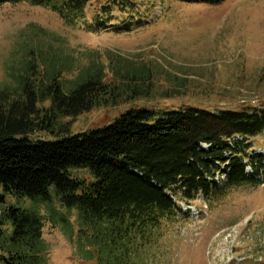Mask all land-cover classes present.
I'll list each match as a JSON object with an SVG mask.
<instances>
[{"label":"trees","instance_id":"trees-1","mask_svg":"<svg viewBox=\"0 0 264 264\" xmlns=\"http://www.w3.org/2000/svg\"><path fill=\"white\" fill-rule=\"evenodd\" d=\"M90 1L0 0V6L50 8L72 25ZM118 5L134 2L106 0L91 28L131 31L146 22L109 23ZM29 48L34 53L39 45ZM68 60L40 50L0 87V264H47L44 217L12 198L56 199L76 209L79 242L96 249L98 264H137L183 202L209 204L232 188L264 185V154L253 143L264 134V107H132L107 125L71 133L60 120L150 96L155 71L123 58H111L108 67L93 59L65 90L62 75L73 68ZM38 132L50 138L35 137ZM82 170L88 175L77 174ZM85 253L95 259L94 250Z\"/></svg>","mask_w":264,"mask_h":264},{"label":"rangeland","instance_id":"rangeland-1","mask_svg":"<svg viewBox=\"0 0 264 264\" xmlns=\"http://www.w3.org/2000/svg\"><path fill=\"white\" fill-rule=\"evenodd\" d=\"M105 1H90L72 25L50 8L26 2L0 6V87L12 82L27 58L51 48L73 65L62 75L65 90L93 59L108 67L111 58H123L155 71L150 96L60 120L58 126L68 124L71 133L107 125L132 107H264V0H130L134 5L112 10L109 23L146 22L121 32L91 28ZM36 44L39 49L31 53ZM35 137L50 138L47 132ZM253 143L264 154V134ZM9 202L44 217L47 264H98L96 249L86 248L94 250L92 260L79 242L76 209L67 210L56 199ZM59 216L71 224L65 227ZM160 227L159 239L141 251L137 264H264V185L232 188L209 204L183 202L178 217Z\"/></svg>","mask_w":264,"mask_h":264}]
</instances>
